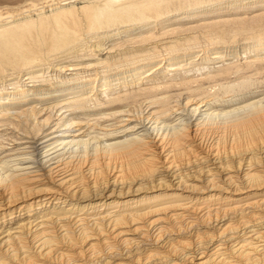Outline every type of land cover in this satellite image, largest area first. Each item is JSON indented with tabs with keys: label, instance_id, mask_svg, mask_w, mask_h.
Masks as SVG:
<instances>
[{
	"label": "bare ground",
	"instance_id": "obj_1",
	"mask_svg": "<svg viewBox=\"0 0 264 264\" xmlns=\"http://www.w3.org/2000/svg\"><path fill=\"white\" fill-rule=\"evenodd\" d=\"M76 1L59 0L46 7L64 10ZM123 1L101 0L84 8L89 30L135 22L124 30L130 32L157 22L168 11L207 12L224 4L238 8L252 3L131 0L116 6ZM258 1L264 0L254 3ZM40 8L35 10H46ZM67 18L79 24L72 9L57 14L53 19L62 30L52 34V45H61L73 33ZM21 29L31 30L30 24ZM15 34H1L0 52L28 60L30 56L24 54V44ZM254 38L239 45L216 46L202 55L178 52L166 58L167 71L188 59L202 70L209 60L223 56L252 53L258 57L264 52V34ZM200 59L204 62L195 64ZM148 66L139 62L99 78H53L42 87L28 85L32 82L28 81L10 92L0 91V120L19 119L6 123L24 133L22 139L44 132L51 118L42 119L43 110H62L54 130L43 137L48 139L43 141L42 153L49 155L71 146L79 149L71 157H55L58 159L46 163L37 160V147L17 152L13 161L6 156L0 159V163L15 162L16 166L7 172L0 164V264H100L103 254L114 251L125 253L127 264H264V96L239 102L232 97L229 108L211 105L221 92L235 90L222 85V90L212 92L214 86L224 83L212 78L207 83H216L210 85V91L191 92L185 102L182 93L177 95L170 110L179 116L171 122L162 119L163 112L145 115L141 106L127 108L122 103L114 114L127 116L129 122L148 120L150 127L121 142L101 144L99 137H85L80 127L72 130L82 126L79 115L84 114L83 110L68 112L74 103L85 100L89 93L108 94L115 86L150 76ZM56 70L63 71L64 66ZM145 73L148 75L142 76ZM234 74H242L240 68ZM246 84L239 83L237 89L243 91ZM234 96L244 97L242 93ZM54 132L59 134L50 137ZM169 234L177 236L168 239ZM138 246L144 247L142 254L128 251Z\"/></svg>",
	"mask_w": 264,
	"mask_h": 264
},
{
	"label": "rangeland",
	"instance_id": "obj_2",
	"mask_svg": "<svg viewBox=\"0 0 264 264\" xmlns=\"http://www.w3.org/2000/svg\"><path fill=\"white\" fill-rule=\"evenodd\" d=\"M99 1L101 0H78L65 6L64 10L50 11L48 10L49 7L46 6L53 2L57 3L59 0H0V18L10 15L6 21L0 22V32H15L17 38L22 40L24 44V54L30 56L28 60H17L13 53L9 56H3L4 54L0 52V62L2 63L0 77H3L0 79V91L10 92L28 81H32L28 85L42 87L49 85L53 78V81H59L61 78L68 80L73 77L94 79L97 76L99 78L104 73L113 74L122 68L132 67L139 62L149 63V66L146 67L149 69L146 72L150 75L148 77L137 79V81H132L127 85L115 86L108 94L97 96L89 93V97L80 103L72 101L74 104L68 112H80L81 110L84 112V114L79 115V120L83 123L82 126H77L72 130L80 127V131L85 133V137H99L101 144L121 142L138 133H144L146 128L150 127L148 120H145L144 123H139L136 119L129 122L126 121L127 116L122 118L120 115L114 114L113 112L122 103L126 104L127 108L141 106L145 115L152 111L163 112L161 114L162 119L171 122L179 116V114L173 113L174 110H170L172 106L176 105L177 95L182 93L180 98L186 101L191 92H196L198 89H200L198 92L210 91V85L216 83H207L212 78H219L220 81H217L219 83L224 82L214 86L212 92L222 90V85L235 87V90L229 94L221 92L217 96L218 98L211 101V105L217 104L227 107L233 98L237 99L235 102H239L244 98L255 96L261 98L264 96V52L258 57L251 53L242 57L223 56L209 60L211 61L209 66L202 70H197V67L192 65L191 60L188 59L175 65L174 70L167 71L170 68L167 65L169 62L166 60L178 52L181 54L187 51L195 52L192 55L197 53L202 55L204 50L216 46L239 45L255 40L254 37L264 34V1L254 3L255 0H246L244 2L250 1L252 3L238 8L224 4L213 11H191L196 12L194 14L190 11L183 13L185 9L168 11L159 17L158 23L155 22L130 32H124V30H127L129 24L135 22L119 23L111 27L101 25L103 27L99 26L96 30L90 31L84 8L92 7ZM127 1L131 0L118 2L116 6L125 4ZM133 1L141 3L143 0ZM186 1L188 0H176L175 4ZM210 2H215V0ZM42 6H45L46 9L43 13L35 10L38 7L41 9ZM69 9L74 11V17L79 19V24L75 25L72 18H67L65 21L73 33L61 45H52V34L62 30V27L57 25L53 18ZM29 10H32L31 13ZM24 11H26L25 14L19 15ZM12 15L17 16L12 18ZM42 22L46 24L42 26ZM29 24L31 30L24 32L25 30L21 27L29 26ZM3 32L0 33V37ZM201 62L204 60L200 59L195 64ZM57 66H64V70H56ZM229 67L232 68L227 71ZM238 68L242 74L235 75L234 72ZM31 70L35 72L25 74ZM146 73L142 76L148 75ZM229 74L232 77L228 80L221 79ZM30 75L31 79L24 80ZM201 82L203 84H200ZM241 82H247L244 86L247 88L243 91L237 89ZM2 87L7 88L2 89ZM238 93H242L244 97L241 99L239 96H234ZM22 107L26 108V106ZM205 108L203 107V109ZM60 113L62 110L56 111L55 109L54 113L43 110L41 118L50 117L51 119L44 132L34 138L24 137L22 139L24 133L17 132L15 127L13 128L12 125L6 123V121L17 122L19 119L16 117L13 116L5 121L0 120V159L6 156L8 158H5L6 160L13 161L12 159L16 157L17 152L23 149H31V147H37V160L43 163L51 158L62 156L67 158L73 156L75 152H79L76 146H71L49 155L42 153L41 148L45 145L43 141L48 139V137H43L54 130L56 123L60 120L58 119ZM72 132L70 134H73ZM55 133L51 134L50 137L59 134ZM57 159H51L50 162ZM37 160L34 159L33 161ZM14 163L5 164L1 162L0 164L9 172L16 167H14ZM113 187L110 186L109 188L112 189ZM202 229H206V227ZM213 229L216 230V228ZM183 233L188 235L189 231L185 230ZM174 236L177 235L169 234L168 239L174 238ZM139 240L141 239L139 238ZM143 248V246L131 247L128 251L139 255L144 252ZM124 255L125 253L119 251L109 253V257L103 254L102 261L99 263L127 264L130 261L123 258ZM40 261L42 262V260ZM186 261L188 260H185V263H187Z\"/></svg>",
	"mask_w": 264,
	"mask_h": 264
}]
</instances>
